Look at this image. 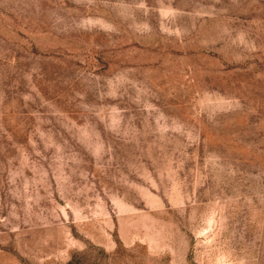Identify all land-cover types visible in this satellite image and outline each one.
Listing matches in <instances>:
<instances>
[{
  "label": "rangeland",
  "instance_id": "1",
  "mask_svg": "<svg viewBox=\"0 0 264 264\" xmlns=\"http://www.w3.org/2000/svg\"><path fill=\"white\" fill-rule=\"evenodd\" d=\"M0 264H264V0H0Z\"/></svg>",
  "mask_w": 264,
  "mask_h": 264
}]
</instances>
